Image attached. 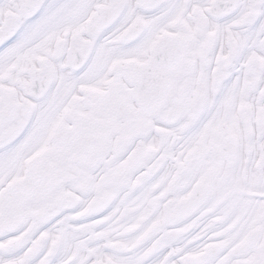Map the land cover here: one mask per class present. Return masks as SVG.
I'll use <instances>...</instances> for the list:
<instances>
[{"label": "snow or ice", "instance_id": "1", "mask_svg": "<svg viewBox=\"0 0 264 264\" xmlns=\"http://www.w3.org/2000/svg\"><path fill=\"white\" fill-rule=\"evenodd\" d=\"M0 264H264V0H0Z\"/></svg>", "mask_w": 264, "mask_h": 264}]
</instances>
